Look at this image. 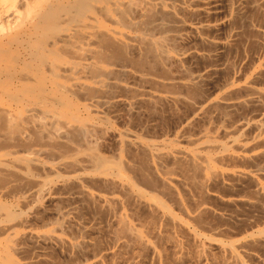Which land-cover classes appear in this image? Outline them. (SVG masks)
Listing matches in <instances>:
<instances>
[{
  "label": "bare ground",
  "instance_id": "obj_1",
  "mask_svg": "<svg viewBox=\"0 0 264 264\" xmlns=\"http://www.w3.org/2000/svg\"><path fill=\"white\" fill-rule=\"evenodd\" d=\"M146 104L187 113L153 135ZM238 208L264 211V0H0V264H264Z\"/></svg>",
  "mask_w": 264,
  "mask_h": 264
},
{
  "label": "rangeland",
  "instance_id": "obj_2",
  "mask_svg": "<svg viewBox=\"0 0 264 264\" xmlns=\"http://www.w3.org/2000/svg\"><path fill=\"white\" fill-rule=\"evenodd\" d=\"M43 34H44V35H43ZM43 34H42V32H41V33L38 35V37L35 38V41H36V40H37V41H47L49 38H51V34H50L49 32H45V33L43 32ZM48 34H49V36H48ZM42 35H43V36H42ZM38 38H39V39H38ZM45 38H46V39H45ZM37 41H36V42H37ZM239 55H240V54H239ZM239 55H238V59H239V57H240ZM188 66H189L188 69H190V68L193 69V67L196 66V65H195V63H194V65L191 64V66H190V65H188ZM243 70H244V69H243ZM243 70L240 72L239 76L241 75V73L243 72ZM115 74H116V76H115ZM117 74H119V73H113V75H111V74H107L108 77H107V76H106V77L103 76L102 78H103L104 80L109 81V82L106 81V83H108L107 85H109V83H110V80H109V79L113 80V81H112L113 83H117V84H126V82H123V81L125 80V79L123 78L124 75L121 76L122 74H120V75H117ZM105 75H106V74H105ZM95 76H96V75H95ZM113 77H114V78H113ZM107 78H108V79H107ZM112 78H113V79H112ZM125 78H127V77L125 76ZM115 79H116V80H115ZM117 79H118V80H117ZM119 79H120V80H119ZM123 79H124V80H123ZM127 79H128V78H127ZM127 79H126V81H128ZM114 80H115V81H114ZM116 81H117V82H116ZM215 81H216V83H219V82H220V81L217 82V80H215ZM215 81H214V82H215ZM112 82L110 83V87L107 86V87H109L110 89H111L112 86H113V85H112ZM118 82H119V83H118ZM122 82H123V83H122ZM214 84H215V83H213L212 87L210 86L209 88H208V87L206 88V89H208V91H209L210 88H211V90H210L211 92L209 91L210 94L214 92L213 89L215 88V86H218L220 83H219L218 85H214ZM213 86H214V87H213ZM107 87L103 90L104 95H105V93H108V92H106L107 90H108V91L110 90V89L107 88ZM115 89H116V88H114V90H113V88H112V93H111L112 95H113V93H114L113 91H115ZM105 90H106V91H105ZM110 91H111V90H110ZM110 91H109V93H110ZM117 91H118V89H116L115 92H117ZM208 91L205 90L206 94H209ZM98 92H99V91H96L97 94L100 93L99 95H101L100 97H99V95H98V97H99V98H102V97H103V96H102L103 94H102L101 92H99V93H98ZM118 93H119V91L117 92V94H118ZM97 94H95L96 97H97ZM111 94H110V95H111ZM115 94H116V93H115ZM120 94H121V92H120ZM92 95H94V93H93ZM110 95L107 94V96H110ZM112 95H111L110 97H112ZM105 97H106V95L104 96V98H105ZM105 99H106V98H105ZM147 105H148V106H147ZM149 105H151V104H146V105H145L146 108H145L143 105H142L141 107L139 106L138 108H140V109L137 110V112H138V113H136L137 116L134 114V119H133V116L131 115L132 117L130 116L131 118L129 117L127 122L130 121V123H131L132 125H134V126L136 125V126H135L136 129H137L138 127L142 129V127H143L144 125H146V124H148V125L150 124V126L154 125V124H152V123H153L152 121H154V123H155V124L157 123V124L154 125V126H152L151 130H153V128L155 129L156 126H157V127H156L155 130H153V131L151 132V134H153V135H158L157 133L160 134L161 130H163V129H165V128H167V129L164 130L165 132L171 131V130L173 129V127L175 126V124L177 123V121H179V120L181 119L180 117H181V116L184 117V114L186 115V113H187V111H186V113H185V110H184L183 108H181V110H184V111H183L184 113H182V114L179 115V113H180V108H179V113H178V112H177L178 114H175V113H174V114H175V116H174L172 112H174V111L176 112V111H178V109H177V110H174V111H173V110H172V111H169L167 108H165L166 110H168V111L170 112V116H169V115H168L169 112H165L164 108L162 107V108H163V109H162L160 105H159V106H160V107H159V110H160V111L162 110L160 113H159V111H156L157 109H156V107L154 106V104H152V106H154L155 108H154V107H151V106L149 107ZM156 106H157V108H158V105H156ZM141 108H142V109L144 108L142 112H144V114H147V117H145V118H147V119H145L144 117H142L144 114H143V113H140L141 110H142ZM160 108H161V109H160ZM152 109H153V110H152ZM155 109H156V110H155ZM144 110H146L147 113H146ZM163 111L165 112L164 115H166V117L163 115V113H164ZM119 112H120V114L123 113V112H121V111H119ZM149 112H150V113H149ZM152 112H153V113H152ZM157 112L159 113V115L162 113V115H161V116L158 115V116H159V117H158V116H157V114H158ZM181 112H182V111H181ZM166 113H167V114H166ZM171 113H172V114H171ZM150 114H151V116H153V117H154V116H157V118H156V117H154V118L151 117ZM152 114H153V115H152ZM148 115H149V116H148ZM144 116H145V115H144ZM171 116H173V119H172ZM177 116H178V117H177ZM179 116H180V117H179ZM236 116L238 117L239 114L236 115ZM236 116H235V114H234L233 117L236 118ZM148 117H151L152 120H149L150 118H148ZM160 117H161L162 120H164V121H161V118H160ZM174 117H176V119L179 118V120H178V119L176 120ZM141 118H142V119H141ZM158 118H159V119H158ZM163 118H164V119H163ZM168 118H169V119H168ZM116 119H117V120H116ZM119 119H120V118H119ZM129 119H130V120H129ZM174 119H175L176 121H175ZM113 120H114L113 122H114V124L116 125L117 128H122V126L124 125V124H121V123H120V124L122 125V126H120V124H119L118 121L121 122V119L118 120V118H114ZM115 120L118 122L117 124H116ZM137 120H138V121H137ZM147 120H149V123L147 122ZM172 120H173V121H172ZM135 121H136V122H135ZM150 121H151V123H150ZM155 121H156V122H155ZM174 121H175V122H174ZM137 122H138V123H137ZM146 122H147V123H146ZM162 122H163V123L166 122V123L163 125ZM145 123H146V124H145ZM173 123H174V125H173ZM131 124H130L128 127H131ZM151 124H152V125H151ZM138 125H139V126H138ZM148 125L145 126L146 128L143 127L142 131H143V130L145 131V129H147V128L149 127ZM160 125H161V126H160ZM165 125H166V126L169 125L170 128H168L169 126H168V127H165ZM141 126H142V127H141ZM171 126H172V129H171ZM135 127H134V128H135ZM158 127H159V128H158ZM131 128H133V126H132ZM139 128H138V130H139ZM141 129H140V130H141ZM149 129H150V128H148V130H149ZM168 129H171V130H168ZM151 130H150V131H151ZM156 130H157V131H156ZM167 130H168V131H167ZM155 131H156L157 133H156ZM145 132H148V131H145ZM153 132H154V133H153ZM155 133H156V134H155ZM250 165H251V164H250ZM250 165H249V166H248V165H243V167L240 165L239 167H240V168L242 167L241 170H245V171H246V170H247L246 168L249 169ZM240 168H239V169H240ZM250 168H252V165H251ZM245 188L248 190V188H250V186L248 185V186L245 187ZM245 188L242 189V192H244L243 194L246 195V193H247V195H248V196L246 195V196L244 197L245 199H249V200H253V198H255V200L259 199V198H256V197H258V195L254 196L255 193H256V191L251 190V189H253V188L249 189V190H251L253 193H252L251 191H245ZM218 190H219L218 193H220V194L222 193V194H221L222 197H223V195H224V197H225V195H227L228 193H230L231 196L234 197V192H231V191H228V190L226 191V190H224V189H218ZM220 190H221V191H220ZM222 191H223V192H222ZM224 191L227 192V194H225ZM238 192L240 193L241 191L238 190L237 193H238ZM242 192H241V193H242ZM249 192H250V193H249ZM239 193H238V194L235 193V194H236V195H239ZM248 193H249L250 195H249ZM230 194H228V195H230ZM221 195H220V196H221ZM228 195H227L226 197H228ZM244 195L241 196V194H240V198L242 197L241 199H244V198H243ZM252 195H253V196H252ZM231 196H230V197H231ZM235 197H236V196H235ZM246 197H247V198H246ZM248 197H249V198H248ZM250 197H252V199H251ZM255 200H254V201H255ZM58 206H60V204H59ZM60 207H62V206H60ZM239 210H240L241 212H242V210H243V211H246V210H247L246 213H249L250 215H252L251 213H253V215H252V216H253V219L251 220L252 216H251V218H250V217L248 216L249 214L247 215V218H244V216H245L246 213H245V212H244V213L242 212L243 214H241V212H240ZM251 210H252V209H251ZM255 210H256V211H255ZM258 210H260V211H258ZM238 211H239L238 216H239L240 214H241L240 217L243 215V216L240 218V219L243 218V219H242V220L244 221V222L242 221L243 224L245 223V219H248V221H246V222H248V223L251 222V221H252V222L255 221L254 223H259V222H258V221H259L258 218H259V217H260V219L263 218V216L261 217V215H263V212H264V211L261 210V209H254V210H252V211L257 212V213L255 214L254 212H251L250 210L248 211V209H240V208H238ZM238 211H237V212H238ZM233 212L235 213V211H233ZM233 212H232V214H233ZM237 212H236V213H237ZM228 213H230V212H228ZM236 213H235L234 215H236ZM254 214H255V216H254ZM258 214H259V215L261 214V215L259 216ZM256 215H258V218H256L258 221H257L256 219L254 220V217H257ZM245 217H246V216H245ZM217 218H218V217H217ZM249 218H250V219H249ZM210 219L212 220V222H210L211 224H215V225H223V223H224L225 227L228 228L229 230L232 229L231 226L233 227V225H234V227L236 226V229H237V226H238V220H240L239 217H238L237 220H234V221L237 222V223H235L234 221L230 222V223L233 224V225L228 224L229 227H230V228H229L228 226H226L227 224H226L225 221H223V220H221V221H220V219H219V220H218V219L216 220L214 217H211V216H210V218H208V220L210 221ZM213 219H215V220H213ZM263 219H264V218H263ZM209 221H208V222H209ZM256 221H257V222H256ZM260 221H261V223H262L263 220L261 219ZM233 222H234V223H233ZM239 222H240V221H239ZM242 222H241L240 224H242ZM263 222H264V221H263ZM236 224H237V225H236ZM245 224H246V223H245ZM233 230H234V228H233ZM55 258H56L57 260L59 259L60 263L63 262V260H62V262H61V259H60L59 256L55 255ZM22 259H25V258H20V261L24 262V260H22ZM65 262H66V261H65ZM63 263H64V262H63ZM63 263H62V264H63ZM64 264H66V263H64Z\"/></svg>",
  "mask_w": 264,
  "mask_h": 264
}]
</instances>
